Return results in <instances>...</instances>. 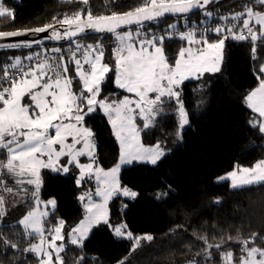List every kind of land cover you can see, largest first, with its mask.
Instances as JSON below:
<instances>
[{"label":"trees","instance_id":"16d2710c","mask_svg":"<svg viewBox=\"0 0 264 264\" xmlns=\"http://www.w3.org/2000/svg\"><path fill=\"white\" fill-rule=\"evenodd\" d=\"M2 3L14 16L0 18V32H14L53 24L54 17L63 19L77 11L82 16L90 11L94 17L123 14L134 11L144 0H88L87 4L81 0H2ZM245 5L264 12V6L254 0H216L200 12L153 21L139 28L141 35H165L164 54L170 64L184 43L178 38L180 32L194 30L196 35L206 32L210 40L227 36L221 70L181 85L180 99L188 115V127L181 137L177 136L179 122L173 101L161 106L151 127L143 128L138 120L141 142L147 146L159 143L170 152L155 165L139 163L122 168L120 185L137 195L132 200L111 199L108 224L94 227L81 245L68 246L61 254L64 264H175L188 256L201 257L205 253L211 256L206 258L207 263L219 264L221 252L227 251L234 254L237 262L243 255L242 242L253 241L254 236L250 245L264 248V186L231 189L228 182L216 181L235 167H252L264 160V135L249 123L256 114L244 103V97L259 83L257 76H263L259 68L264 64V42H256V59H253L250 38L241 41L232 39L226 31L219 35L213 32L217 26L227 29L235 25L234 32L240 33L246 16L240 20L228 19V22L221 17L242 13ZM205 11L211 12L212 17L205 16ZM170 24L176 28L169 29ZM138 27L127 30L136 36ZM167 33H172L173 38L169 39ZM74 40L82 45L79 51L73 40L0 49V72L13 58H19L22 66L26 57L32 55L35 59L42 52L68 57L65 62L73 80V91L80 92L72 52H76V58L82 63L86 44L99 41L106 46L102 62L111 71L101 84L98 99L116 101L126 96L114 83L115 57L110 51L118 47L115 38L100 34ZM54 48L61 51L53 52ZM12 70L15 69H9ZM84 126L93 133L96 164L104 170L111 168L118 160L119 147L107 117L96 109L86 116ZM0 159H5L3 150H0ZM80 160L86 162L85 158ZM41 171L39 198L56 201L55 208L43 220L44 233L49 236V230L62 220L67 235L83 217L76 197V177L49 169ZM122 205L124 211H121ZM33 207L32 201L17 205L13 218L22 217ZM0 220V264H38L39 260L27 251L38 237L29 235L18 222L10 223L6 216H0ZM120 222L126 225L131 239H117L112 234L110 226ZM144 235L153 237L151 243L132 252L133 238ZM230 236L232 239H228ZM205 237L213 247L217 244L222 247L208 253ZM5 240L17 247L5 245Z\"/></svg>","mask_w":264,"mask_h":264},{"label":"snow or ice","instance_id":"6c2138e0","mask_svg":"<svg viewBox=\"0 0 264 264\" xmlns=\"http://www.w3.org/2000/svg\"><path fill=\"white\" fill-rule=\"evenodd\" d=\"M87 4L88 0H81ZM212 0H144V3L124 14H113L111 16L94 17L90 11L86 16H82L80 11L72 16H67L54 23L43 27L32 29L35 33L47 32L52 29V40L72 39L77 36L87 37V30L96 33H110L118 42L115 53V84L118 88L124 89L128 93L134 94L136 99L125 97L119 102H107L106 99H98L101 92V84L106 79V74L111 71L109 65L102 63L104 56L103 45L97 42L95 45H87L83 52V64L89 65L90 70H85L80 59L76 58V52H72V60L76 65V75L82 84L79 94L73 91V80L69 76V68L64 57H59L58 63H50L46 58L30 66L27 70L21 67V60L13 58V62L2 69L0 75V150L5 153V159H0V187L4 191L12 193L13 189L7 187L4 175L13 178L18 185H35L36 191L33 196L39 203V191L41 184L40 170L42 168L51 169L53 172L68 173V165L75 164L79 169V177L76 184L79 186L87 175L95 176L97 182L96 196L101 197L102 203H94L92 194L86 193L79 199L83 202L87 197L85 207V217L80 224L73 228L70 233V243L81 245L88 235L89 229L94 224L101 222L108 224L107 203L111 197L119 191L125 196L135 197L137 193L127 188L121 189L117 175L120 166L133 161H142L155 165L157 161L165 155V151L157 143L153 147H144L140 143V129L135 123L138 114L144 121L143 128L151 127L156 116L161 111L164 103L163 97L176 98L178 104L179 126L183 129L188 123V115L184 105L180 101V93L176 91L183 81L189 78L199 79L205 72H218L222 60V49L225 36L215 43H209L207 39L196 37L194 30L180 32L178 38L186 41L189 45L202 44L203 47L196 49L193 47H181L175 58V63L170 64L164 54L165 35L151 37L144 35L140 39L139 28L143 27L145 21H155L164 17L165 14H186L194 9H205ZM257 5L264 6V0H254ZM245 11L231 16L232 20L243 19L240 33L234 32V27L225 29L217 26V35L227 32L235 40L251 39L253 42V59H256V42H264V12L255 11L251 6L245 5ZM204 15L211 18L212 13L205 11ZM13 17L14 14L0 2V18ZM221 19H228L221 17ZM255 20L257 28H253L251 21ZM55 24L64 27L63 34L55 30ZM136 24L138 29L134 37L132 32H118L117 29L126 25ZM169 29H175V24L168 25ZM247 32V35L244 32ZM25 33L0 32V39L5 37L19 36ZM169 39L173 38L172 33L166 34ZM76 50L79 51L81 44L73 40ZM139 44V48L135 44ZM21 45H0L3 47H20ZM24 47H31L25 44ZM53 52L61 51L59 48L52 49ZM93 53L95 55L93 56ZM31 60L32 56L26 57ZM9 69H18L17 73H12ZM260 73H264V64L259 68ZM258 86L250 91L244 102L252 113L256 114L249 123L253 128H258L264 134V76H257ZM84 93H87L85 96ZM155 94L154 97L150 94ZM134 106V107H133ZM101 109L108 117L112 126L113 134L120 144L119 163L110 171H104L100 167H93L96 163L94 158L95 145L92 141L93 133L84 127V121L89 113ZM54 129V135L50 130ZM179 137V132L177 133ZM71 138V143L68 139ZM82 147L77 148V145ZM57 146H59L57 148ZM87 155L90 163L81 164L79 157ZM46 157V159H45ZM67 157V163H61V158ZM230 179L233 189L244 187L264 186V160L257 162L252 167H238L226 177ZM22 191L24 189H21ZM217 203L220 201L217 200ZM4 198L0 196V208L3 207ZM56 206L55 199L46 202V206ZM3 213L0 212V216ZM47 212L31 211L27 213L19 224L23 225L25 231L29 229L32 233L40 236L41 245L47 243L56 253V260L53 262L51 254L41 245H32L27 251H31L40 258V264H64L60 253L64 251V245H57V240H64L61 234L63 221L49 231L54 234L50 241L43 238V228L41 227V217H46ZM126 225L114 228L117 236L124 235L122 229ZM127 238L131 239V233H127ZM253 237V241L255 240ZM146 240L153 237L146 235ZM208 244L207 238H203ZM223 239V238H221ZM232 239V237H228ZM140 238L135 239V244L139 245ZM253 241H243L241 251L245 253L239 257V264H264V248L248 247ZM5 245L16 248L17 245L5 240ZM211 248L213 245L208 244ZM221 248V244L215 245ZM135 250V249H133ZM43 257H47L44 259ZM223 264H233L234 254L232 252H221Z\"/></svg>","mask_w":264,"mask_h":264},{"label":"rangeland","instance_id":"374dc122","mask_svg":"<svg viewBox=\"0 0 264 264\" xmlns=\"http://www.w3.org/2000/svg\"><path fill=\"white\" fill-rule=\"evenodd\" d=\"M0 2H2V0H0ZM204 10V9H203ZM245 18H247V17H245ZM228 19H231V16H229L228 17ZM228 19H224L223 21H225V22H228L227 20ZM254 25H256L255 24V20L253 19L252 21H251ZM254 25H252V26H254ZM222 27H225V26H222ZM227 27V26H226ZM255 27V26H254ZM226 29V28H225ZM241 29H242V27H241ZM240 29V30H241ZM240 30H238V31H240ZM119 32H121V33H123V32H130L129 30H123V31H119ZM213 32L214 33H216L215 32V29L213 30ZM206 32H203L202 33V35H196V37L198 38V39H200V38H205V39H207L208 40V42L209 43H215V42H217L218 40H210L209 38H207L206 37V34H205ZM245 33H246V35H247V32L245 31ZM217 34V33H216ZM136 47H139V46H136ZM181 47H184V48H187V47H193V48H196V49H199V48H202L203 47V45L202 44H195V45H189L186 41H184V43H183V45L181 46ZM179 52V51H178ZM42 55H45V53L44 52H42L41 53ZM223 54H224V46H223V49H222V60H221V62H220V70H221V66H222V61H223ZM78 55H82V54H78ZM177 55H178V53H177ZM177 57V56H176ZM65 59H68V57H65L64 58V60ZM103 61V60H102ZM103 63V62H102ZM114 63H115V61H114ZM174 63H175V60H174V62H173V65H174ZM85 70H90V69H85ZM219 70V71H220ZM218 71V72H219ZM218 72H205L202 76H200V78H203V76L204 75H215V74H217ZM75 74H76V70H75ZM262 75L264 76V73H262ZM77 76V75H76ZM78 77V76H77ZM78 79H79V77H78ZM188 80H196V78H189V79H187V80H185V81H188ZM80 81V80H79ZM185 81H183L182 82V84L185 82ZM114 83H115V77H114ZM181 84V85H182ZM116 85V84H115ZM181 85L178 87V88H176V91H178L179 93H180V87H181ZM258 86V85H257ZM256 86V87H257ZM255 87V88H256ZM80 88L82 89V84H81V82H80ZM79 92V91H78ZM77 92V94H79ZM86 95H87V93H85ZM131 94V96H129L128 94L126 95V96H128L127 98H129V99H136V97L134 96V94H132V93H130ZM85 95V96H86ZM151 96H153L154 97V93L153 94H150ZM125 97L124 96H122L121 98H119V100H116V101H114V100H112V101H107V102H109V103H112V102H119L120 100H123ZM179 99H180V97H179ZM162 100L164 101V103H166V102H169V101H173L174 103H175V105H176V109H175V114H176V116H177V118H178V122H179V114H178V104H177V101H176V98H169V97H167V96H165V97H163L162 98ZM180 101H181V99H180ZM182 102V101H181ZM163 103V104H164ZM245 103V102H244ZM162 104V105H163ZM161 105V106H162ZM246 105V104H245ZM160 106V107H161ZM134 107V106H133ZM104 116H106L105 114H104V112L101 110V109H99V108H97ZM186 112V111H185ZM90 114V113H89ZM107 117V116H106ZM108 118V117H107ZM138 120H141L140 119V117H139V115L137 114L136 115V117H135V123H136V125H137V127H138V129H139V126H138ZM141 122H142V124L144 123V121L143 120H141ZM85 127V126H84ZM112 127V126H111ZM188 127V123L186 124V125H184V127H183V129H181L180 128V126H179V128H178V132H179V137H181V134L185 131V129ZM112 133H113V131H112ZM50 134H53L54 135V129H52V130H50ZM264 135V134H263ZM113 136L115 137V135L113 134ZM116 138V137H115ZM92 141H93V143H94V145H95V142H94V137L92 136ZM116 141H117V139H116ZM68 143H71V138H69L68 139V141H67ZM140 143L144 146V147H153V146H155V145H152V146H147V145H144L142 142H141V138H140ZM117 145H118V147H119V157H118V160H117V162H116V164H114L111 168H109V169H103L104 171H110L112 168H114L118 163H119V160H120V144H119V142L117 141ZM161 146V148H163L164 149V151H165V155L166 154H168L169 152H170V149H168V148H166L165 146H163V145H160ZM59 146H57V148H58ZM80 147H82V144L81 145H77V148H80ZM95 151H96V146H95ZM164 155V156H165ZM163 156V157H164ZM163 157H161V158H163ZM81 158H85L86 159V162H82L80 159ZM160 158V159H161ZM45 159H46V157H45ZM67 157H62L61 158V163H63V164H66L67 163ZM79 162L81 163V164H88V163H90L91 161H90V159H89V157L87 156V155H82V156H80L79 158ZM159 159V160H160ZM158 160V161H159ZM157 161V162H158ZM139 163H142V164H149V165H153V164H151V163H146V162H142V161H133L132 163H126V164H122L121 166H120V170H119V173H118V175H117V178H118V180H119V174H120V171L122 170V168L123 167H125V166H130V165H132V164H139ZM255 165V164H254ZM253 165V166H254ZM98 165L95 163L94 165H93V167L95 168V167H97ZM68 167H69V172L68 173H63V172H59V173H61V174H64V175H66V174H73V175H75V177H76V179L79 177V169L78 168H76L75 167V164H71V165H68ZM99 167V166H98ZM236 168H238V167H235L234 169H236ZM42 169H48V168H42ZM233 169V170H234ZM49 170H51V169H49ZM233 170H231L230 172H228V173H231ZM41 170H40V176H41ZM51 172H53L52 170H51ZM54 173H56V172H54ZM228 173H226V174H224V175H222V176H220V177H218L217 179H216V181L217 182H224V181H226V182H228L229 183V186H230V188L231 189H233L232 187H231V180L230 179H221V178H223V177H226V175L228 174ZM4 179L6 180V185H7V187H9V188H12L13 189V192L12 193H8V192H6V191H4V189H3V187H0V196H2L3 198H4V204H3V207L2 208H0V212H2L3 213V215L2 216H6L7 217V220L10 222V223H19V221L27 214V213H29V212H31V211H37V212H47L48 214L54 209L51 205H47L46 206V202L48 201V200H50V199H53V198H50V199H48V200H46V201H43V200H41L40 198H39V203L37 202V199H36V197L35 196H33V193L36 191V188H35V185H29V184H22V185H18V184H16L15 183V181H14V179L13 178H10V177H8L6 174L4 175ZM119 185H120V183H119ZM78 187V190H77V202H78V204L81 206V208H82V210H83V217L81 218V220L75 225V227H77L79 224H80V222L84 219V217H85V207H84V205L87 203V197L85 198V201H81L80 199H79V197L81 196V195H84V194H86V193H91L92 194V200H93V202L94 203H102V199H101V197H99V196H96L95 195V192H96V189H97V187H98V185H97V182H96V179H95V176L93 175V176H91V177H89V176H85L84 177V179L81 181V184L79 185V186H77ZM41 188H42V176H41V184H40V190H41ZM120 188L121 189H124L125 187H122L121 185H120ZM21 189H24L23 191L21 190ZM128 189V188H127ZM130 190V189H129ZM130 191H132V190H130ZM133 192V191H132ZM39 194H40V191H39ZM116 197H121V198H123V199H127V200H132L133 199V197H131V196H125L124 194H123V192L122 191H119V192H116L112 197H111V199H113V198H116ZM111 199H109L108 200V203H107V209H108V221H109V203H110V200ZM25 201H32V202H34V207L30 210V211H28L26 214H24L22 217H19V218H13L15 215H14V208L17 206V205H20V204H22V203H24ZM124 209H125V206H121V211H124ZM47 217V216H46ZM46 217H41V227L43 228V230L45 231V229H44V226H43V220L46 218ZM59 221H61V220H59ZM59 221H58V223L55 225V227L59 224ZM2 223V220H0V224ZM100 224H105V223H103V222H101V223H99V224H94L90 229H89V232H88V235L84 238V240L83 241H85L88 237H89V235H90V232L92 231V229L94 228V227H97L98 225H100ZM120 225H125L124 224V222H120V223H117L116 225H111L110 226V230H111V232H112V234L114 235V237L115 238H117V239H129V238H127V233H130V232H128L127 230H126V227L125 228H123L122 229V232L124 233V235H121V236H117L116 234H115V232H114V228L115 227H117V226H120ZM21 227L24 229V227H23V225H21ZM54 227V228H55ZM75 227H73V228H75ZM53 228V229H54ZM63 228H64V224H63ZM63 228H62V232H61V234L64 236V240H57L56 241V243H57V245H61V244H63L64 245V249H66L68 246H79V245H74V244H71L70 243V233H71V231L67 234V235H65V232L63 231ZM72 228V229H73ZM25 230V229H24ZM44 231H43V238H44V240L47 242V241H50L51 240V237H52V235L54 234L53 232H51V234L49 235V236H46L45 235V233H44ZM27 233L29 234V235H35V236H37L38 238H37V240H35L34 242H32V244L29 246V248L32 246V245H41V239H40V236L39 235H37L36 233H32L31 232V230L29 229L28 231H27ZM146 235H144V236H138V237H135V238H133V243H132V247H131V251L132 252H134V251H137V250H139V249H141V248H143V247H145V246H147V245H149L150 243H151V241L152 240H146V239H143V237H145ZM136 238H140V241H139V245H136L135 244V239ZM41 247L42 248H44V249H46L50 254H51V256H52V259H53V262H55V260H56V253L55 252H53L52 251V249L51 248H48V245H47V243H45V244H43V245H41ZM248 247L250 248V247H254L253 245H248ZM255 247H258V246H255ZM28 248V249H29ZM260 248V247H259ZM133 249H135V250H133ZM213 249H216V247H211V248H208V253H211L210 251H212ZM31 254H33L39 261H38V264H40V258L39 257H37V255L35 254V253H33V252H31V251H29ZM63 252V251H62ZM62 252L60 253V256H61V254H62ZM227 252H229V251H227ZM231 252V251H230ZM205 254H207V253H205ZM205 254L203 255V256H201V257H196L195 255H191L192 257H190V256H188V257H186L185 259H183V260H181V261H179V262H177V263H175V264H197L199 261L201 262V264H209V263H207L206 262V258H209V259H211V256H205ZM243 255H245V253H243ZM44 259H47V257H43ZM62 258V257H61ZM205 260V261H204ZM219 264H223V260H222V257L220 256V263ZM233 264H239V261H234L233 260Z\"/></svg>","mask_w":264,"mask_h":264},{"label":"water","instance_id":"95a60500","mask_svg":"<svg viewBox=\"0 0 264 264\" xmlns=\"http://www.w3.org/2000/svg\"><path fill=\"white\" fill-rule=\"evenodd\" d=\"M216 0H212L211 3H209L206 8L211 5L213 2H215ZM203 9H194L192 12L186 13V14H165L164 17L158 18L157 20H162L165 18H176V17H184V16H188L197 12L202 11ZM124 14V13H123ZM155 20V21H157ZM153 21H145L143 24H147ZM138 25L136 24H131V25H126L122 28L117 29V31H123V30H127V29H131L134 27H137ZM64 27L67 26H61L60 24L55 25V30L61 32L63 34L64 31ZM30 30H22L19 32H23L25 34L23 35H19V36H12V37H5L0 39V45H25V44H36V45H45V44H62L66 41H71L74 39H78V38H83L84 36H77V37H73L72 39H61V40H52L49 37L51 36V32L52 29H49L47 32H42V33H35L33 31ZM15 32V31H14ZM100 34H110L107 32L104 33H96L93 30H87V36H92V35H100ZM20 46V47H21ZM6 48H14V47H3L0 49H6Z\"/></svg>","mask_w":264,"mask_h":264},{"label":"built area","instance_id":"2783aa9c","mask_svg":"<svg viewBox=\"0 0 264 264\" xmlns=\"http://www.w3.org/2000/svg\"><path fill=\"white\" fill-rule=\"evenodd\" d=\"M244 34L246 35L245 32H244ZM156 36H160V35L157 34ZM139 38L140 39H143L144 38V35H141ZM115 43L118 44L117 41H115ZM135 46H139V44L136 43ZM115 49H113L112 51L114 52ZM46 58L49 60L50 63H54L55 64V63H58L59 62V56H57L55 54H45V55L40 54L35 59L34 58H32L31 60L27 59V61H25L24 64L21 67L24 68V70H26L28 67L35 66L37 63L43 61ZM11 72L18 74V69L12 70Z\"/></svg>","mask_w":264,"mask_h":264},{"label":"crops","instance_id":"0c3cea01","mask_svg":"<svg viewBox=\"0 0 264 264\" xmlns=\"http://www.w3.org/2000/svg\"><path fill=\"white\" fill-rule=\"evenodd\" d=\"M251 25H254L252 22H251ZM255 27H256V25H254ZM137 48H139V47H137ZM82 64H83V61H82ZM83 68L84 69H90L89 68V65H87V64H83ZM117 87V86H116ZM118 88V87H117ZM120 89V88H119ZM122 91H124V92H126L129 96H131V94L130 93H128L127 91H125L124 89H121ZM124 97H128V96H124ZM108 119V118H107ZM110 124V123H109ZM110 126H111V124H110ZM111 130H112V127H111Z\"/></svg>","mask_w":264,"mask_h":264},{"label":"bare ground","instance_id":"6f19581e","mask_svg":"<svg viewBox=\"0 0 264 264\" xmlns=\"http://www.w3.org/2000/svg\"><path fill=\"white\" fill-rule=\"evenodd\" d=\"M67 42V41H66ZM66 42H64V43H66ZM97 43V42H96ZM96 43H88V44H86V45H89V44H91V45H95ZM53 44V43H52ZM103 45V52H104V49L106 48V46L104 45V44H102ZM111 52V55H113L114 57H115V53L113 52V51H110ZM32 56V55H31ZM27 70V69H26ZM3 73H1L0 72V75H2Z\"/></svg>","mask_w":264,"mask_h":264},{"label":"clouds","instance_id":"9594fccd","mask_svg":"<svg viewBox=\"0 0 264 264\" xmlns=\"http://www.w3.org/2000/svg\"><path fill=\"white\" fill-rule=\"evenodd\" d=\"M210 28V27H209ZM253 28H254V26H253Z\"/></svg>","mask_w":264,"mask_h":264}]
</instances>
